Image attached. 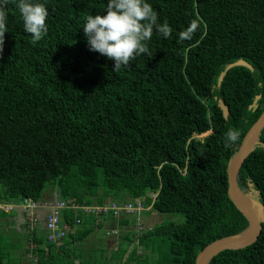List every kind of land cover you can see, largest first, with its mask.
Listing matches in <instances>:
<instances>
[{
	"label": "trees",
	"instance_id": "1",
	"mask_svg": "<svg viewBox=\"0 0 264 264\" xmlns=\"http://www.w3.org/2000/svg\"><path fill=\"white\" fill-rule=\"evenodd\" d=\"M33 2L48 9L47 34L33 44L10 0L0 53V202L9 203L0 215L18 213L0 264H194L207 244L242 232L249 221L227 194L226 166L264 111V0H146L173 31H154L152 57L119 72L83 32L107 0ZM194 19L198 31L180 42ZM229 128L241 135L226 148ZM236 179L264 209V126ZM27 198H139L142 228L137 214L65 208L67 233L51 242L43 212L31 224L28 209L10 205ZM207 264H264V221L253 242Z\"/></svg>",
	"mask_w": 264,
	"mask_h": 264
},
{
	"label": "clouds",
	"instance_id": "2",
	"mask_svg": "<svg viewBox=\"0 0 264 264\" xmlns=\"http://www.w3.org/2000/svg\"><path fill=\"white\" fill-rule=\"evenodd\" d=\"M9 3L10 0H0V53L3 52L4 34L8 32L6 22ZM16 7L22 17L24 30L31 34V42L35 44L48 31L46 19L49 12L47 7L43 3H34L33 0H17ZM199 25L200 21L192 20L179 33L180 42L192 40ZM154 31L160 33L164 38H168L173 30L166 20L163 23H158L157 11L146 0H107L104 12L95 15L89 14L83 26L89 51L98 52L114 61L112 69L114 72H119L122 68H129L136 57L141 54L152 57L153 53L148 48V41L151 40ZM209 131L203 134H207ZM240 135L239 129L229 128L225 134V147H231L238 142ZM153 194L156 195L154 192L151 196ZM152 197L154 199L155 196ZM0 205L2 206L0 208L7 210L9 203L0 202ZM17 205L22 206V203ZM39 210L38 207L34 209L37 219ZM43 210L45 209L43 208ZM43 215H45V219L46 210ZM136 218L138 217H135V221ZM139 220L141 222L140 216Z\"/></svg>",
	"mask_w": 264,
	"mask_h": 264
},
{
	"label": "water",
	"instance_id": "3",
	"mask_svg": "<svg viewBox=\"0 0 264 264\" xmlns=\"http://www.w3.org/2000/svg\"><path fill=\"white\" fill-rule=\"evenodd\" d=\"M221 108L223 114L228 112L224 105ZM263 126L264 111L246 131L238 149L229 158L226 166L227 194L235 206L248 218V226L240 233L224 236L207 244L197 253L194 264H207L218 252L245 246L257 238L261 230V223L264 221V209L239 188L236 175L243 160L257 142L258 133Z\"/></svg>",
	"mask_w": 264,
	"mask_h": 264
},
{
	"label": "built area",
	"instance_id": "4",
	"mask_svg": "<svg viewBox=\"0 0 264 264\" xmlns=\"http://www.w3.org/2000/svg\"><path fill=\"white\" fill-rule=\"evenodd\" d=\"M152 196H155L153 194ZM134 204L131 202L126 204H118L115 202L107 201L102 205H79L74 201V199H67L66 201H52L46 203H38L35 200L31 198H27L25 202L22 204L23 208H26L29 210L28 213V221L31 224L36 223V217L34 215V209L36 207H44L46 210V229L48 232V239L51 242H57L67 233L68 226L66 224L62 223L61 217H60V210L61 209H69L71 211H76L77 209L81 208L83 211L89 213L93 212L95 214H101L112 211V213L116 216L121 215L122 213H126L128 215L137 214L143 206L140 204V200L138 198L134 199ZM0 207H2L0 205ZM138 218H136L134 229L139 230L142 228L141 222L139 220V214L136 215ZM111 232H115V229L110 228Z\"/></svg>",
	"mask_w": 264,
	"mask_h": 264
},
{
	"label": "rangeland",
	"instance_id": "5",
	"mask_svg": "<svg viewBox=\"0 0 264 264\" xmlns=\"http://www.w3.org/2000/svg\"><path fill=\"white\" fill-rule=\"evenodd\" d=\"M205 134H201V135H198V137H202L204 136ZM53 190H47L45 193H44V197L45 198H52V193ZM12 205L13 207H20V205H17V204H10ZM6 206V204H5ZM9 212H12L14 215H16V212L15 211H8V214L6 213L5 216H1L0 215V246H5V244L8 243V241H10L9 239L12 238V235H14V232H12V230H14V227H15V221H13L14 219L9 215ZM22 212V211H21ZM21 212L19 213V215L21 214ZM168 217V216H166ZM127 228H129V226H127ZM12 232V233H11ZM104 240V243L107 244V246H109L112 242L110 240ZM99 240L97 241H94V238L92 237V235H89L88 238H87V243H91L90 245L93 247L92 244H94L95 242H98ZM88 246V245H86ZM111 246V245H110ZM96 248V247H95ZM111 264V263H109Z\"/></svg>",
	"mask_w": 264,
	"mask_h": 264
},
{
	"label": "crops",
	"instance_id": "6",
	"mask_svg": "<svg viewBox=\"0 0 264 264\" xmlns=\"http://www.w3.org/2000/svg\"><path fill=\"white\" fill-rule=\"evenodd\" d=\"M39 211H40V212H44L45 210H43V209H40ZM16 214H17V217H18V213H16Z\"/></svg>",
	"mask_w": 264,
	"mask_h": 264
},
{
	"label": "bare ground",
	"instance_id": "7",
	"mask_svg": "<svg viewBox=\"0 0 264 264\" xmlns=\"http://www.w3.org/2000/svg\"><path fill=\"white\" fill-rule=\"evenodd\" d=\"M210 132V131H209Z\"/></svg>",
	"mask_w": 264,
	"mask_h": 264
}]
</instances>
